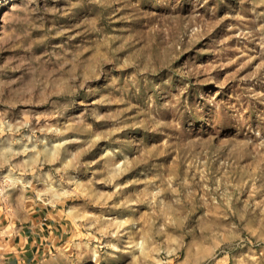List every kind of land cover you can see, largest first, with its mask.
<instances>
[{
	"label": "rangeland",
	"instance_id": "374dc122",
	"mask_svg": "<svg viewBox=\"0 0 264 264\" xmlns=\"http://www.w3.org/2000/svg\"><path fill=\"white\" fill-rule=\"evenodd\" d=\"M8 240L23 264H264V0H0Z\"/></svg>",
	"mask_w": 264,
	"mask_h": 264
},
{
	"label": "crops",
	"instance_id": "0c3cea01",
	"mask_svg": "<svg viewBox=\"0 0 264 264\" xmlns=\"http://www.w3.org/2000/svg\"><path fill=\"white\" fill-rule=\"evenodd\" d=\"M24 247V241H20V243L15 244L13 241L8 240L2 243L0 246V264H23L22 262H24V260L19 256L25 257L24 259L28 261L29 257L27 256H29L30 253L28 250H23Z\"/></svg>",
	"mask_w": 264,
	"mask_h": 264
}]
</instances>
